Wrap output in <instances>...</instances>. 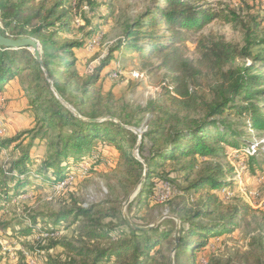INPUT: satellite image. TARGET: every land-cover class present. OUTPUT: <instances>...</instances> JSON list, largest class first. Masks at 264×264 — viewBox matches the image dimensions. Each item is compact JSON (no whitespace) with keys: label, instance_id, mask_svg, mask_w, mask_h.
<instances>
[{"label":"trees","instance_id":"16d2710c","mask_svg":"<svg viewBox=\"0 0 264 264\" xmlns=\"http://www.w3.org/2000/svg\"><path fill=\"white\" fill-rule=\"evenodd\" d=\"M80 2L0 0V35L34 40L41 57L39 63L30 49L0 47V94L11 91L17 82L34 122L31 130L0 141V152L13 146L10 161L0 166V212L18 197L32 198L40 187L51 188L84 173V164H89L84 173L88 176L95 167L112 162L123 168L131 187L145 175L129 212L137 227L152 225L139 223L138 215L147 205H155L156 186L164 182L171 185L174 190L166 202L178 198L181 204L180 209L172 211L180 222L173 264H201V254L207 251L210 239L234 233L253 211L243 202L222 200V191L235 192L237 186L230 181L233 166H222L218 160L233 157L244 162L251 175L256 173L257 154L245 149L249 142L230 128L224 115L235 111L248 119L251 130L264 132V32L260 35L258 27L246 25L231 11L210 7L205 0H156L154 6L125 26L121 40L83 79L75 65L97 31L78 26L83 22L90 25L86 12L77 16ZM86 2L92 13L96 0ZM213 21L240 25L243 46L199 34ZM194 34L199 35L192 60L187 56L186 42ZM65 35L73 38L65 40ZM125 51L144 60V68L162 70L168 78L162 88L167 105L155 101L143 109L158 117L152 128L142 132L139 160L133 155L138 136L128 128L126 118L130 117L116 116L111 110V97L103 95L97 86L101 73L116 63V54ZM237 60L244 61L240 68L224 70ZM42 68L58 96L77 115L54 95ZM208 77L215 82L205 92L198 87ZM73 82L85 97L72 99L68 95L67 83ZM21 135L22 139L30 135L26 145L18 142ZM36 140L44 143L43 154H32ZM166 166L169 171L164 170ZM194 171L197 176L191 179ZM181 182L186 186L181 187ZM204 189L199 208L186 210L185 196L190 199ZM74 205L57 212L27 208L30 222L20 235L34 236L36 247L31 253L39 252L44 264L53 258L48 256L53 252L61 258L56 264H171L174 223L170 227L158 224L147 230L133 229L117 204ZM66 221L70 230L63 233ZM249 247L256 255L253 250L243 258L238 253L226 258L210 253L205 264H264V237L254 235ZM22 258L27 264L24 254Z\"/></svg>","mask_w":264,"mask_h":264},{"label":"rangeland","instance_id":"374dc122","mask_svg":"<svg viewBox=\"0 0 264 264\" xmlns=\"http://www.w3.org/2000/svg\"><path fill=\"white\" fill-rule=\"evenodd\" d=\"M155 1L96 0L97 7L90 13L86 0H81L80 8L76 9L77 16L80 12H86L90 25L86 26L83 22L79 23L78 26H84L86 31L89 28H94L97 35L90 39L87 50L79 55L81 61H78L75 65L79 77L86 78L105 58L110 47L121 40L125 26L154 6ZM205 1L214 9L223 8L225 11H231L230 13H234L246 25L258 27L260 35L264 32V0ZM199 34L222 39L225 42L239 46L244 44V30L237 23L213 21ZM199 34L189 36L186 42L187 56L192 60L196 57L195 42ZM63 38L71 40L73 37L65 35ZM116 60L115 64H111L101 73L97 86L101 89L103 95L111 97V110L116 116L130 117L126 118L130 123L128 128L139 137L138 132H144L146 129L152 128L158 117L143 111L147 104L158 101L162 105H167L162 95V88L167 84L168 78L162 70L158 71L148 66L144 68L143 65H146V62L140 59L138 55L130 54L129 51H125L122 55L116 54ZM152 62L155 63V61ZM245 63L246 65L250 64L249 62ZM243 64L244 61L237 60L229 64L224 70L240 68ZM108 74H110V78ZM262 75L264 76V70ZM214 82L213 77L205 78L200 82L198 88L206 92L207 87ZM67 91L72 99L85 97L77 83H67ZM260 106H262L261 103ZM234 112L231 111V113L224 115V119L232 130L239 133L246 142H249L245 145V149L250 154H257L256 173L251 175L245 170V163L234 161L233 157L218 160V164L222 166L227 163L233 166L234 176L230 181L237 186L235 192L222 191L221 198L224 202L232 200L234 204L243 202L253 211L234 233L219 237L220 239H210L206 247L207 251H203L204 253L201 254L203 256L201 264H205L206 256L210 253L223 258L234 257L238 253L243 258L249 257L250 252L253 250V254L256 255V251L249 247L251 238L256 234L264 237V132L251 130L248 119L245 116L240 117ZM192 117L196 118V116ZM0 125L3 126V130L0 126V138L3 137L0 141L14 138L21 132L33 128L34 122L32 121L31 110H29L26 100L21 97L17 82L12 86L11 91L0 94ZM22 136L19 137L18 142L26 145L30 141V135H25L23 139ZM33 144L32 154L46 152L43 142L40 143L36 140ZM12 149L13 146L0 152V166L6 165L10 161L9 152ZM17 152L16 149L14 154L16 155ZM133 155L134 157L138 156L134 151ZM231 155L234 156L235 152L232 151ZM109 157L112 158L113 156ZM87 168H89V164L82 165L84 173ZM164 170L169 171L170 167L166 166ZM84 173L76 174V176L72 175L63 183L56 184L51 188L40 187L36 191L39 201H36V194L32 198L21 196L13 201L14 203L12 202L3 207V211L0 212V264H25L22 254L27 257L29 264H44L39 252L31 253L36 247L32 239L34 236L24 238L20 235V230L30 222L28 221L30 213L27 212V208L57 212L61 208H66L72 204L87 207L101 202H111L117 204L121 213L129 218V212L135 206L133 202L138 197L142 186L138 188L140 189L139 192H134L136 187L129 185V179L123 168L115 166L112 162L95 167V172L88 176H85ZM195 176H197V171L192 173L191 179ZM165 184L169 185L166 182ZM180 186L185 187L186 184L181 182ZM173 190L171 187V191L163 192L165 197L155 200V205H147L144 211H141L138 215L139 223L153 224L163 217L158 224L163 227H170L172 222L176 228L178 222L173 218L175 214L172 211L176 212L181 208L180 200L177 198L171 202H166ZM133 192L134 194H132ZM204 192L205 189L195 196H190V199L185 196L186 210L198 209L199 200ZM131 195L130 203L123 207L124 202ZM108 206L110 205L108 204ZM68 222L66 221L62 225L63 233L67 231ZM4 224L9 225V227L2 228L1 225ZM68 229L70 230V228ZM48 256L53 257L49 258L48 264H56L61 261L58 252H53Z\"/></svg>","mask_w":264,"mask_h":264},{"label":"water","instance_id":"95a60500","mask_svg":"<svg viewBox=\"0 0 264 264\" xmlns=\"http://www.w3.org/2000/svg\"><path fill=\"white\" fill-rule=\"evenodd\" d=\"M0 47L6 48V49H12V48H14V49H17V48H27V49H30L31 52L34 55V58L39 63H41L40 47H39L38 43L35 42L34 40H31V39L12 40V39H8V38H5V37H3V36L0 35ZM42 70L44 71L45 77L48 80V82H49V84L51 86V90L54 93V95L58 98V100L61 102V104L63 106H65L67 109H69L75 115H77L76 112L72 108H70V106L68 104H66L58 96V94L56 93V91L54 90V88L52 86L51 81L48 79L47 74H46L44 68H42ZM106 119H109V118H106ZM101 121L102 120H97V121L95 120V122H101ZM138 134H139L138 143H137V145H136V147L134 149V152L136 153V155H137L138 145H139L140 140H141L142 131H139ZM135 158L139 160V157L138 156H136ZM144 181H145V175L142 177V179L140 180V182L137 184L136 189L134 190V192H136V191L139 192L140 191V189H138V188H140L142 186V183ZM134 192L132 194H134ZM131 197H132V195L129 198L126 199V201L123 204V207L127 206L130 203ZM122 216H123V219L127 222V224L131 228H133V229H144V230H147V229L156 227L158 225V223L163 219V217H162L157 222H155L152 225L147 226V227H137V226L133 225L132 222H130L129 218L125 214L122 213ZM173 218L176 219V221L178 222V224H177V226L175 228V232H174L175 246H174V248L172 249V252H171V255H172V257H171V264H173V255H174V252L177 249V245H178V242H179V236H180V222H179V220L175 216Z\"/></svg>","mask_w":264,"mask_h":264},{"label":"built area","instance_id":"2783aa9c","mask_svg":"<svg viewBox=\"0 0 264 264\" xmlns=\"http://www.w3.org/2000/svg\"><path fill=\"white\" fill-rule=\"evenodd\" d=\"M1 130H3V126H1ZM169 191H171V185H166L165 182L157 185L155 188L154 197H153L154 201L161 199L163 192H169ZM25 259H26L27 264H29L26 256H25Z\"/></svg>","mask_w":264,"mask_h":264},{"label":"bare ground","instance_id":"6f19581e","mask_svg":"<svg viewBox=\"0 0 264 264\" xmlns=\"http://www.w3.org/2000/svg\"><path fill=\"white\" fill-rule=\"evenodd\" d=\"M93 50V49H92ZM167 185V184H166ZM162 197H165L164 193H162ZM164 201V200H163ZM158 202V201H157Z\"/></svg>","mask_w":264,"mask_h":264}]
</instances>
